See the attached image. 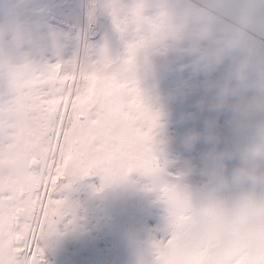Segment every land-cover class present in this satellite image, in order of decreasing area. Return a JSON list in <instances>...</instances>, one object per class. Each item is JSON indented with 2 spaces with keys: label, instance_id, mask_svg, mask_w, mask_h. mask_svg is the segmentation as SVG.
I'll return each instance as SVG.
<instances>
[{
  "label": "rangeland",
  "instance_id": "1",
  "mask_svg": "<svg viewBox=\"0 0 264 264\" xmlns=\"http://www.w3.org/2000/svg\"><path fill=\"white\" fill-rule=\"evenodd\" d=\"M53 2L0 0V264H38L25 242L38 212L34 162L58 122L45 84ZM115 27L126 53L122 75L158 111L152 150L171 162L180 196L157 198L166 182L159 171L68 182L57 196L65 217L46 264H146L152 239L183 214L176 264H212L228 237L218 227L194 234L193 206L209 168L238 163L227 156L238 108L264 83V0H119ZM242 62L246 80L237 76ZM233 264L252 262L241 253Z\"/></svg>",
  "mask_w": 264,
  "mask_h": 264
},
{
  "label": "snow or ice",
  "instance_id": "2",
  "mask_svg": "<svg viewBox=\"0 0 264 264\" xmlns=\"http://www.w3.org/2000/svg\"><path fill=\"white\" fill-rule=\"evenodd\" d=\"M119 0H54L55 27L47 57L45 84L58 115L35 161L38 212L25 242L26 255L46 264L51 237L65 217L57 198L68 182L101 175L107 183L159 171L165 183L158 199L180 193L171 162L153 153L158 111L139 84L125 81L126 53L115 27ZM187 215L151 242L146 264H176L175 253Z\"/></svg>",
  "mask_w": 264,
  "mask_h": 264
},
{
  "label": "clouds",
  "instance_id": "3",
  "mask_svg": "<svg viewBox=\"0 0 264 264\" xmlns=\"http://www.w3.org/2000/svg\"><path fill=\"white\" fill-rule=\"evenodd\" d=\"M221 55L218 52L215 58ZM237 76L247 79L246 62L238 67ZM235 132V149L227 156L238 163L230 167L223 162L207 170L199 189L201 201L193 206L192 230L203 235L218 227L228 237L211 257L212 264H233L241 253L252 264H264V219L257 221L264 217V83L239 106Z\"/></svg>",
  "mask_w": 264,
  "mask_h": 264
},
{
  "label": "water",
  "instance_id": "4",
  "mask_svg": "<svg viewBox=\"0 0 264 264\" xmlns=\"http://www.w3.org/2000/svg\"><path fill=\"white\" fill-rule=\"evenodd\" d=\"M51 20H52L53 22H55V17H53Z\"/></svg>",
  "mask_w": 264,
  "mask_h": 264
}]
</instances>
